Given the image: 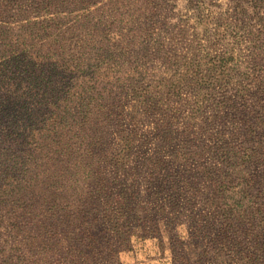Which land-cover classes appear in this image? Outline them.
Masks as SVG:
<instances>
[{"label": "rangeland", "instance_id": "rangeland-1", "mask_svg": "<svg viewBox=\"0 0 264 264\" xmlns=\"http://www.w3.org/2000/svg\"><path fill=\"white\" fill-rule=\"evenodd\" d=\"M0 264H264V0H0Z\"/></svg>", "mask_w": 264, "mask_h": 264}, {"label": "trees", "instance_id": "trees-1", "mask_svg": "<svg viewBox=\"0 0 264 264\" xmlns=\"http://www.w3.org/2000/svg\"><path fill=\"white\" fill-rule=\"evenodd\" d=\"M229 212H231V211H229ZM246 212H248V211H246ZM90 239H92V237H90ZM89 248V247H88Z\"/></svg>", "mask_w": 264, "mask_h": 264}]
</instances>
